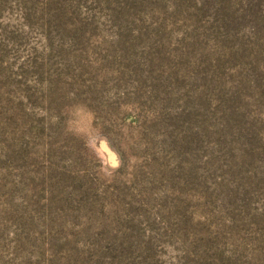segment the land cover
<instances>
[{
	"label": "rangeland",
	"instance_id": "374dc122",
	"mask_svg": "<svg viewBox=\"0 0 264 264\" xmlns=\"http://www.w3.org/2000/svg\"><path fill=\"white\" fill-rule=\"evenodd\" d=\"M0 264H264V0H0Z\"/></svg>",
	"mask_w": 264,
	"mask_h": 264
},
{
	"label": "clouds",
	"instance_id": "9594fccd",
	"mask_svg": "<svg viewBox=\"0 0 264 264\" xmlns=\"http://www.w3.org/2000/svg\"><path fill=\"white\" fill-rule=\"evenodd\" d=\"M73 114L65 120L66 133L73 136H80L85 139L87 144H91L97 138L96 130L92 128V121L95 119L94 113L87 109L86 105H73ZM81 114H86L88 119V127L81 126L79 118Z\"/></svg>",
	"mask_w": 264,
	"mask_h": 264
}]
</instances>
